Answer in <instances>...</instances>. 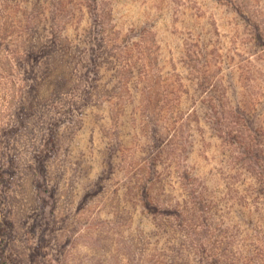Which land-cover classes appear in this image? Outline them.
I'll list each match as a JSON object with an SVG mask.
<instances>
[{
    "label": "rangeland",
    "instance_id": "rangeland-1",
    "mask_svg": "<svg viewBox=\"0 0 264 264\" xmlns=\"http://www.w3.org/2000/svg\"><path fill=\"white\" fill-rule=\"evenodd\" d=\"M31 24L34 30L60 32L65 38L84 33L82 46L91 47L96 37L104 43L98 50L97 73L91 75L96 84L82 80L79 87L93 89L87 110L72 125L60 127L53 141L56 149L46 161L45 186L55 192L44 212L49 233L30 264H99L101 260L112 264L110 257L116 252L122 255L121 264H143L145 255L134 254L138 249L131 247V240L126 244L125 237L143 226L153 244L154 215L145 213L140 203L150 195L163 207L174 205L181 212L179 203L187 191L211 194L210 221L233 222L239 233L245 228L236 209L225 204L231 194H241L256 183L254 169L264 174V154L259 168L253 167L242 161L241 149L223 134L250 136L241 126V106L263 107L256 126L264 140V43L258 40L260 35L264 38V0H0V30L11 35L1 40L0 57L21 50L13 65L19 68L12 73L16 92L0 90V129L9 124L13 129L7 140L20 165L12 189H6L11 199L5 209L12 211L13 218H22L17 228L24 231L17 244L20 249L31 248L29 253L39 243L38 235L26 228L36 210L41 178L30 165L73 100L65 93L67 84H55L43 69L45 61L29 69L26 54L33 46L32 36L38 34ZM128 43L136 45L131 53L124 47ZM63 44L53 64L60 79L72 75L74 66L67 58L75 56L73 44ZM80 78H72L73 88ZM22 98L24 124L18 126L11 115L12 101ZM151 98L152 107L147 104ZM223 122L224 129L219 124ZM69 127L75 134L68 133ZM156 131L166 140L159 147L150 141ZM115 149L118 163L111 169L109 157ZM160 214L158 222L163 225ZM172 221L179 228L181 218L174 216ZM239 233L230 254L241 264ZM216 235L212 244L224 250L221 233ZM151 249L155 251L153 245ZM155 253L166 259L167 252Z\"/></svg>",
    "mask_w": 264,
    "mask_h": 264
},
{
    "label": "trees",
    "instance_id": "trees-1",
    "mask_svg": "<svg viewBox=\"0 0 264 264\" xmlns=\"http://www.w3.org/2000/svg\"><path fill=\"white\" fill-rule=\"evenodd\" d=\"M15 4L18 5L17 3ZM21 6L22 5L20 4V7ZM30 21H32V18ZM30 27L34 30L32 27L36 26H32L31 24ZM34 32H38V34L36 36H32L34 43H32L33 46H30L31 44L29 45V50L26 54V62L27 65L30 66L29 69H34L37 63L45 61L46 63L44 65L48 67L45 66L43 69H46L50 77L54 78L53 82L55 84H59L60 82L67 84L65 93L70 94L71 99L73 100L70 101L71 103L69 102V110L64 112L67 116H63L62 122L56 121V123L53 124L51 133L53 137L46 142L44 149L37 151L36 159H34V162L30 165V168L33 169L35 167L33 171L35 173H39L41 176L37 184L38 192L36 194V202L38 206L36 205V210L29 215V226L26 228L27 232H32L35 235L37 234L39 239V243L37 244L38 247H36L37 249L33 252L31 250L30 253L28 249L31 248H28L27 250L20 249L21 246L17 244L21 240V231H24V229L19 231L17 228V226L21 224L22 218L18 220L13 218L12 211L5 209V207L7 208L10 206L11 199V196L8 195L6 189L10 187L12 189V184L15 183V176L17 175V170L20 169V165L16 161L17 154L15 153V149L10 146L11 142L9 141L11 140H7L8 137L12 136L13 129L9 128L10 124L3 130L0 129V151L2 150L1 147H4L3 152H0V155L2 156L0 157V264H30L32 256H34V254H38L39 252L37 253L36 251H41L43 247L42 244H46L47 242L49 229H47L48 226L45 229L44 224L48 225L50 222H47L46 219H48V217L46 218L44 216V212L46 214V208L49 207L48 205H51L53 194L55 192L54 189L50 190L45 186V175L48 173L46 161L53 156V151L56 149V144L53 141L55 140V135L59 134L60 127L61 129L65 127L64 123H66V125H72L75 118L78 117V115L83 116L85 114L84 111L87 110V106L89 105L87 101L94 95L93 89L88 88L84 91L79 90V87L82 86V80L88 85L90 80L93 84H96L97 79L91 75L97 73L99 66L97 62L99 59L98 50L104 43V40L99 41L98 37H96V40L90 42L91 47H88L87 45L82 46L84 33H79L80 35L78 34L79 36H77V38L72 39L69 35L66 38L63 37L60 32L59 35L57 32H49L46 34L47 32L45 30H34ZM10 36L11 35L8 30H0V45H2L1 40H5ZM261 36L262 35L259 36L258 40L261 43H264V38ZM64 42H71V45L73 44L72 46L75 48V54H73L75 56L67 58L69 63H71L74 67L71 71L72 75L70 78H63L62 76V79H60L61 77H56L57 73L55 72L53 64L58 61V59H56V57H58L57 53H59L58 47L61 46L63 48ZM135 46L136 45L134 43H128L124 47L126 50L129 48L127 51L130 52L134 50ZM0 51L3 52L1 48ZM19 53H21L20 49L14 52L13 56L11 55L4 58L0 57V63L2 64H0V71L5 70L9 73L6 74L5 72H0V90L2 89L7 92H16L13 90V88H15V78L12 73L19 68V65L13 66L17 60L15 55L18 56ZM64 56L65 54L63 55V58ZM51 61H53V63ZM20 66L24 67L25 64H22L20 61ZM3 67L5 69H3ZM25 68L28 69L27 66H25ZM74 72L79 73L76 74ZM78 75H80L81 80L73 88L70 84L71 80H73V77L75 78ZM83 76H85V78H83ZM8 77H10L12 81H9ZM45 80L47 79H44L42 83L39 82V85H44ZM88 85H86V87L91 86ZM28 87L26 88L27 90H29ZM27 92L28 91H26V93ZM24 100L25 98L20 99L19 102L12 101L14 110L11 112V115L12 113L14 114L13 122H15L18 126L19 124H24L23 113L26 105ZM84 101L87 103H84ZM152 103L153 100L151 98L148 100L147 104L152 107ZM31 105L33 108L35 104L31 103ZM262 108L263 107H257L256 109L251 108L252 110H246V108L241 106V126L244 128V131L246 130L250 132V139L249 135L243 137L242 135H244V133L242 132L241 137H239L238 134H232L231 131L226 133L223 132V137H229L230 142L234 143L241 149L242 161L251 163L253 167L257 168H259L260 161H262L264 154V140L261 138V130L258 126H256V116L262 112ZM219 124L223 127V129L226 127L224 122ZM67 130H71L68 132L71 135H73V133L75 134L72 127H69ZM163 140H165V138L161 137L157 131L154 132L150 138V141L155 142L158 147L164 143ZM115 150L116 151L113 150L114 154H111L109 157L111 169L116 167V164L118 163V150ZM119 150L121 151L122 149ZM111 158L112 162L110 161ZM254 170L256 183L244 188L241 194H231L228 198L229 202L227 203L226 201L225 204L227 207V204L230 205V210L235 208L238 213L237 215L241 217V227L244 226L245 228L241 229L240 233L238 229H235L233 222L227 223L224 222L223 219L215 224L210 221L211 216L214 214L212 205H210L211 194H206L205 196L202 192L187 191L185 199L179 203V205H183V211L180 212L174 205L173 207L169 205H167V207H163V204H160L161 202H156L152 199L149 190L146 189V193H149L150 197L140 201V203L141 205H144L145 213H152L154 215L152 227H154L155 230V240L153 244H150L151 242L148 239V233L144 230L143 226H140L137 234L131 232V236L128 235V237H125V243L127 244L128 241L131 240V247L134 246L138 249L134 250V254L140 252L141 258L145 255L144 259H146L149 264H238L237 259L231 257L230 250L232 248L233 241L238 236L237 233H239V235H241V245L239 247V251L241 249V264H264V174H261V172L257 173V170ZM188 174L191 175V173ZM116 181L118 183L119 180ZM122 183L124 182L121 181L120 185ZM128 183H130V181H127L125 184ZM100 186L101 183L99 182L97 187ZM122 188L123 187L120 189ZM120 189L117 188L116 191H120ZM139 192L143 197V186L139 188ZM186 196L188 198H186ZM207 196H209V199H207ZM39 205H42L43 208H41V211L38 212ZM162 210H165L166 213ZM159 214L164 216L165 222L163 225L158 222V220L162 219L158 218L161 217ZM174 216L177 217V219L181 218L179 228H174L175 225L173 226L172 224V218ZM217 231H219L223 237V240L221 241L223 245L226 246L224 250H221V248L215 247L212 244L216 243L213 241L215 238L218 239V235H216ZM133 235H136V240L131 238ZM27 241L30 242V240ZM163 241L167 244V247H170L171 249L165 248L162 244ZM151 245H153L155 251L151 249ZM120 248L126 249V246L121 245ZM156 250H161L163 253L167 252L166 259L163 260V254L155 253ZM120 256L122 255L119 252H116L114 256L110 257L113 262L112 264H121ZM123 258H126V256ZM147 261L143 262V264H148ZM99 264H106L105 260H101Z\"/></svg>",
    "mask_w": 264,
    "mask_h": 264
}]
</instances>
